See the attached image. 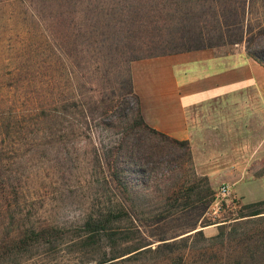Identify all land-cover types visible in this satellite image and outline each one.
Wrapping results in <instances>:
<instances>
[{"label":"trees","instance_id":"obj_1","mask_svg":"<svg viewBox=\"0 0 264 264\" xmlns=\"http://www.w3.org/2000/svg\"><path fill=\"white\" fill-rule=\"evenodd\" d=\"M14 1L21 0H0V4ZM222 1L30 3L52 41L54 49L50 47L48 68L53 71L40 74L35 70L36 74L23 75L22 65L0 61V264H15L21 255H31L39 245H69L78 254L76 262L80 264H158L154 259L142 262L141 258L161 249H168V254L176 252L177 240H185L190 234L170 241L161 239V243L150 246L135 223L145 214L143 207L128 202L131 196L142 193L129 184L127 176L135 172L141 176V182L168 180L174 176L175 168L191 159L189 145L145 122L133 91L130 64L142 58L215 47L214 34L221 35L229 25L245 32L244 17L252 1L238 0L232 23L223 19ZM46 10L50 12L47 22ZM71 30L98 39L95 44L85 43L87 39L78 51L101 52L99 59L89 61L81 55L74 61L77 50L68 47ZM123 32L130 34L131 43L126 50L117 48L112 59L111 54L103 52L105 42ZM144 48L162 51L128 58V52ZM248 54L264 65V44L258 39L249 47ZM113 60L116 65L129 63L126 79L120 76L112 81L107 77L109 68L115 70ZM129 97L134 99V105ZM98 128L105 131V136L101 137L103 141L94 142ZM79 141H88L89 147L77 146ZM160 157L175 167L159 171L156 159ZM47 169L61 173L65 184H79L87 190L83 194L84 211L77 222L59 225L38 217L44 196L33 194L29 187L44 178L41 172ZM210 191L198 190L196 200L204 201ZM177 194L171 187L158 193L171 201ZM166 204L150 213L153 220H160L169 212L173 205ZM263 204L260 201L245 206L252 209L239 217L260 215L264 212ZM236 222L231 223L228 232V226L221 223L218 234L211 239L221 238L229 244L236 235ZM195 233L201 234L202 230ZM246 239L242 237V241ZM177 258L176 264L184 263V254L177 253Z\"/></svg>","mask_w":264,"mask_h":264},{"label":"rangeland","instance_id":"obj_2","mask_svg":"<svg viewBox=\"0 0 264 264\" xmlns=\"http://www.w3.org/2000/svg\"><path fill=\"white\" fill-rule=\"evenodd\" d=\"M36 1L21 0L5 5L0 4V61L5 59L7 63L22 65L23 75L31 74V72L36 74L35 70H39L40 74L53 71L48 68L52 55L50 49V47L53 48L52 41L30 5V3L35 4ZM250 1H252L251 6L244 17L245 32L242 33L229 25L221 35L219 32L214 34L212 42L217 46L206 48L213 49L217 53L244 49L248 54V49L255 40L258 39L264 44V0ZM222 2L223 19L232 23L233 8H236L239 2L238 0ZM49 13V10H46L45 22L50 19ZM87 39L88 42H85ZM68 40V47H75L77 50L75 62L81 55L89 61L99 59L101 56V52L82 54L78 51L82 42L95 44L98 40L95 36L78 35L76 31L71 30ZM130 43V34L123 32L107 40L103 52L108 56L111 54L113 59L117 48L126 50ZM159 51L162 50H145L144 48L128 52L127 55L128 58H132ZM114 62L113 60L115 70L109 68L107 77L112 81L120 76L126 79L125 74L129 63L116 65ZM67 63L70 67L71 64L68 61ZM70 70L73 68L70 67ZM129 102L131 105L135 104L132 97H129ZM255 135L252 134L250 137L253 138ZM103 136L105 131L96 129L94 142L103 141L101 139ZM77 143L76 145L81 148L89 147L88 141ZM206 147L202 152H191L189 145L191 159L189 162H184L181 168H175L174 176L168 180L145 179L141 182V176L137 173L128 174L129 184L141 190L142 193L131 196L132 200L128 202L143 207L145 214L139 216L135 223L143 237L151 243L150 246L154 247L161 243L163 241L161 239L170 241L190 234L184 237L185 240H177L174 254H168V249H161L156 254L144 255L141 258L142 262L154 259L158 261V264H176L179 262L177 253H180V255L184 254L183 264H264V212L260 215L239 217L241 213H247L252 209L244 208L245 206L264 202V141L257 142L256 139L243 142L210 141L206 143ZM175 151L182 152L176 149ZM156 162L157 169L162 172L175 167L173 163L167 162L165 157L157 158ZM47 173L48 177H46ZM41 176L44 178L32 182L29 187L33 194L44 196V201L39 203L42 209L38 212V217L59 225L77 222L84 211L83 194L87 190L79 184L77 186L65 184L61 173H51L50 169L43 170ZM223 186L228 189L227 195L220 193ZM170 187L178 191L174 201L166 200L164 196L158 195L159 192L162 193ZM206 188H209L211 193L209 192L204 201H197L198 190ZM155 189L157 193L152 192ZM165 203L173 205L172 208L164 218L153 220L150 213H154ZM185 203L188 204L187 207H183ZM262 207L264 209V204ZM233 221H237L234 225L236 233L234 240L228 244L222 242L221 238L211 239L218 234L221 223L228 226L226 228L228 232ZM197 230H202V233H195ZM242 237L249 239L242 241ZM73 250V247L65 244L58 248L39 245L33 249L31 255H21L15 264H80L76 262L78 254ZM87 264L96 263L87 262ZM124 264H141V262Z\"/></svg>","mask_w":264,"mask_h":264},{"label":"crops","instance_id":"obj_3","mask_svg":"<svg viewBox=\"0 0 264 264\" xmlns=\"http://www.w3.org/2000/svg\"><path fill=\"white\" fill-rule=\"evenodd\" d=\"M130 71L145 122L191 152L210 141H264V65L244 49L147 57Z\"/></svg>","mask_w":264,"mask_h":264},{"label":"built area","instance_id":"obj_4","mask_svg":"<svg viewBox=\"0 0 264 264\" xmlns=\"http://www.w3.org/2000/svg\"><path fill=\"white\" fill-rule=\"evenodd\" d=\"M220 193H221V195H227L228 194V189H227V187H221V189H220Z\"/></svg>","mask_w":264,"mask_h":264}]
</instances>
